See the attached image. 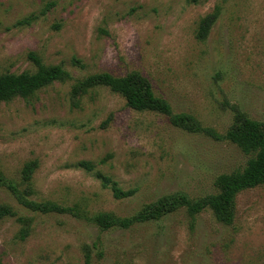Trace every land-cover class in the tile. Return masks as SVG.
Wrapping results in <instances>:
<instances>
[{"label":"rangeland","instance_id":"obj_1","mask_svg":"<svg viewBox=\"0 0 264 264\" xmlns=\"http://www.w3.org/2000/svg\"><path fill=\"white\" fill-rule=\"evenodd\" d=\"M216 6L218 19L198 40L199 19ZM29 52L70 78L0 101V205L12 210L0 216V264H264V183L236 195L230 224L210 209L190 216L184 208L126 229L89 220L96 212L129 216L176 193L215 192V177L249 155L134 110L105 86L70 94L89 74L135 70L173 112L220 134L234 107L263 121L264 0H0V73L35 71ZM31 160L29 198L75 205L81 216L16 201L6 184L22 189ZM98 173L134 193L115 198Z\"/></svg>","mask_w":264,"mask_h":264},{"label":"trees","instance_id":"obj_2","mask_svg":"<svg viewBox=\"0 0 264 264\" xmlns=\"http://www.w3.org/2000/svg\"><path fill=\"white\" fill-rule=\"evenodd\" d=\"M221 12L216 6L211 12L205 14L198 21L195 37L205 40ZM30 59L36 65L33 72L0 73V101H9L15 97H27L42 87L54 81H66L70 78L69 72L60 64L43 65L40 59L29 52ZM74 62H78L74 59ZM105 86L111 92L120 95L126 106L137 111H154L168 117L170 123L191 133H200L215 140L226 139L235 144L243 153L249 155L244 166L231 172L221 173L214 179L215 192L196 198H189L183 193L163 196L154 202L144 205L136 213L129 216H115L110 212H96L87 217L101 229H126L136 223L155 221L179 208L194 216L204 209H210L215 218L230 224L234 219V204L236 195L245 189L264 183V120L258 121L247 116L240 109L233 108V120L224 134L203 126L190 113L173 112L170 104L164 98L157 96L149 80L138 71L132 70L124 75H113L101 71L89 74L76 80L70 89L72 99L87 92L88 89ZM75 103V102H74ZM87 170L92 169L88 162H80ZM37 166L35 160L26 162L21 169L22 181L25 186H18L8 182L6 185L12 192L16 201L23 207L41 214L71 213L81 216L75 205H63L52 200H36L29 198L32 194L31 177ZM102 185L110 188L115 198L121 199L131 196L134 189H122L108 176L98 173ZM4 179L0 176V185ZM9 206L0 205V216L10 215ZM25 234H22V237ZM85 248L86 261L89 258V247Z\"/></svg>","mask_w":264,"mask_h":264}]
</instances>
